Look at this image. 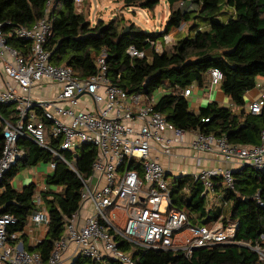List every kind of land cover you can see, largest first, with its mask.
<instances>
[{
    "label": "trees",
    "instance_id": "obj_1",
    "mask_svg": "<svg viewBox=\"0 0 264 264\" xmlns=\"http://www.w3.org/2000/svg\"><path fill=\"white\" fill-rule=\"evenodd\" d=\"M170 15L163 31L146 32L126 19L117 16L108 22L99 20L94 25L85 12L76 8V0H54L51 8L52 34L45 44L55 65L72 68L80 79H87L97 70V58L105 49L108 78L129 94L141 92L150 100L156 90L164 91L156 101L160 111L175 127L187 131L226 137L232 144L259 145L264 130V103L259 114L247 107L246 93L258 87L264 78V0H167ZM47 0H0V22L5 25L8 43L29 52L31 42L12 34L13 27H32L45 15ZM161 0H124L126 7L155 9ZM187 34L178 36L172 50H156L154 44L163 41L182 25ZM127 27L129 29L127 30ZM130 46L144 52L132 56ZM217 68L224 74L219 85L230 105L215 100L198 111L190 107L183 91L192 86L199 89L210 86V70ZM264 101V100H263ZM249 106V105H248ZM39 118L47 124L49 146L62 157L42 147L28 137L21 136L18 146L26 150L7 179L0 183V215L11 214L17 223L9 231L23 230L30 217L45 208L49 223L44 238L25 248L37 252L44 262L49 260L54 244L64 236L67 219L81 203L83 180L92 175L97 148L79 143L74 149H61L62 139L50 134L52 122L45 118L41 107L35 108ZM1 116L15 122L19 111L16 105H0ZM4 121L0 120V154L4 147ZM55 162L56 167L45 177V187L32 181L20 188L14 186V177L23 167H37L40 163ZM70 163V164H69ZM136 170L141 177V160L133 159L120 170ZM234 189H229L223 175L215 176V193L224 203L231 202V213L226 216L220 206L213 210L204 185L194 174L172 178L170 183L171 207L184 211L192 225L208 227L222 221H238L232 243L200 247L188 255L183 250H157L129 243L117 236L119 248L129 252L136 264H264V169L245 166L232 171ZM168 179V177H167ZM41 197V203L36 197ZM259 248L260 251L256 250ZM71 264H122L105 257L96 260L85 255L74 258Z\"/></svg>",
    "mask_w": 264,
    "mask_h": 264
},
{
    "label": "built area",
    "instance_id": "obj_2",
    "mask_svg": "<svg viewBox=\"0 0 264 264\" xmlns=\"http://www.w3.org/2000/svg\"><path fill=\"white\" fill-rule=\"evenodd\" d=\"M83 0H76V6ZM54 0H47L45 15L32 27L16 26L12 34L31 42L25 53L10 45L5 25L0 22V105H16L18 119L4 121V147L0 154V183L26 157V150L18 146L25 136L64 159L57 149L49 146L47 124L39 118L35 108L41 107L45 118L52 122L51 135L62 139L60 148L74 149L89 142L97 148L92 175L83 180L79 209L67 219L64 236L57 240L47 262L37 252L25 248L23 236L41 229L40 242L45 236L49 215L45 208L30 217L23 230L9 231L17 223L11 214L0 215V264H64L70 252V263L85 255L96 260L110 257L122 264H136L132 255L119 248L117 236L129 243L157 250H183L191 255L195 249L217 244L232 243L238 221L213 226H197L189 222L184 211L171 207L170 187L163 157L171 158L176 147L193 151L218 153L239 168L254 166L264 169V130L261 144H232L226 137L187 131L175 127L155 109L156 99L143 93L129 94L108 78L106 50L97 58V72L80 79L72 68L55 65L45 44L52 34L51 8ZM132 56L144 52L130 46ZM224 80L221 70H210V86H219ZM46 84V85H45ZM58 88L52 98L42 99L36 93L43 87ZM194 86L183 91L192 95ZM86 95L93 102L91 108L80 106ZM264 95L249 104L253 114L261 112ZM141 160L144 175L136 170H120L131 160ZM70 164V163H69ZM53 170L55 162L49 164ZM233 169L201 168L196 177L207 193L215 192L213 178L223 175L225 184L234 189ZM257 201L264 205L259 196ZM41 203V197H36ZM92 205L90 211L87 205ZM88 212L84 215L83 211ZM36 243V244H37ZM256 250L260 251L259 248Z\"/></svg>",
    "mask_w": 264,
    "mask_h": 264
},
{
    "label": "crops",
    "instance_id": "obj_3",
    "mask_svg": "<svg viewBox=\"0 0 264 264\" xmlns=\"http://www.w3.org/2000/svg\"><path fill=\"white\" fill-rule=\"evenodd\" d=\"M77 8V7H76ZM46 85V84H45ZM58 88H54L51 86L43 87L40 92L36 93L39 98L47 99L52 98L56 95ZM198 95L200 97H193V95ZM264 95V78L260 77L258 79V87H256L253 90H250L246 93V99H247V107L251 103L252 100L258 99ZM193 97L192 101L190 102V107L193 111H198L201 107L206 106L210 101L215 100L220 104L223 105H229L230 102L224 92L221 90L220 86H209L207 88L199 89L198 87L194 86V91L192 95L188 97L189 101H191V98ZM156 99V98H155ZM229 103V104H228ZM80 106H84L86 108H91L93 106V102L84 95L82 97V103ZM163 162L167 171V177L169 175L172 176V178L179 177L181 175L185 174H197V172L201 168L211 167V168H218V169H225V168H231L233 170L238 169V165L234 161H227L225 160L220 154L218 153H204V152H197L193 151L189 147H176L174 149V154L171 158H168L166 156L163 157ZM48 167V166H47ZM49 168L46 169L47 172H51ZM47 174L51 173H40L38 175V181L36 178H34L33 181L39 183L38 187L44 188L45 187V177ZM14 186L16 188H20L23 185L26 184H20L13 180ZM30 183V182H29ZM208 199L210 201V206L213 210H216L221 205H214L217 201H222L221 195H218L216 193H213L212 196L209 195ZM228 204V203H227ZM223 207V206H222ZM86 208H89L91 211L93 209L92 205L88 204ZM224 211V210H223ZM84 215L88 214V212L83 211ZM231 213V210L228 215ZM223 223V222H222ZM41 235V229L38 226L34 227V231L26 236L27 244L29 245H35L37 242L36 240L40 238ZM70 252L66 254V261L64 264H69L70 261Z\"/></svg>",
    "mask_w": 264,
    "mask_h": 264
},
{
    "label": "rangeland",
    "instance_id": "obj_4",
    "mask_svg": "<svg viewBox=\"0 0 264 264\" xmlns=\"http://www.w3.org/2000/svg\"><path fill=\"white\" fill-rule=\"evenodd\" d=\"M80 4L81 5L76 6L77 11L85 12L87 14L88 20L93 25L101 19L105 22H108L109 20L117 16L121 17L123 15V17L126 19V25L129 26L131 23H134L136 26L140 27L141 29H143V31L146 32L163 31L170 15V7L167 0H161L160 4L153 10L142 9L140 7L134 6L126 7L124 4V0H83L82 2H80ZM187 29L188 26H184L183 24L178 30L172 31L170 34L166 35L163 41H158L154 44L156 50L159 52H163L165 49L172 50L177 42V39L179 38L178 36L180 35V33L181 35H186ZM163 94L164 91L156 90L153 96L154 98H156V101H158ZM195 96L200 97L194 94L193 97ZM193 97L191 98V103H193ZM47 168H49L51 172L49 171V169V172H47ZM52 171L53 170L50 168L49 163L45 162L40 163L37 167L29 168L21 166V170L14 177V179L20 184H26L32 182L34 178H36L38 181L37 174L52 173ZM171 181L172 176L169 175V187ZM212 194V192H209L208 196H212ZM214 205H221V207L223 206L222 208L224 210L225 215L229 214L232 207L231 202L224 203L221 200L220 202L217 201ZM260 255L264 258V252L260 251Z\"/></svg>",
    "mask_w": 264,
    "mask_h": 264
},
{
    "label": "water",
    "instance_id": "obj_5",
    "mask_svg": "<svg viewBox=\"0 0 264 264\" xmlns=\"http://www.w3.org/2000/svg\"><path fill=\"white\" fill-rule=\"evenodd\" d=\"M129 29V27H127V30Z\"/></svg>",
    "mask_w": 264,
    "mask_h": 264
}]
</instances>
